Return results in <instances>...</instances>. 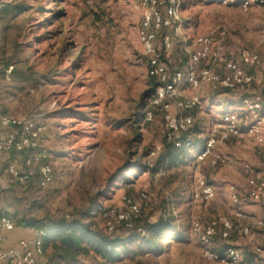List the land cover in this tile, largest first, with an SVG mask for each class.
I'll use <instances>...</instances> for the list:
<instances>
[{"label":"rangeland","instance_id":"1","mask_svg":"<svg viewBox=\"0 0 264 264\" xmlns=\"http://www.w3.org/2000/svg\"><path fill=\"white\" fill-rule=\"evenodd\" d=\"M6 3L23 9L0 12V104L8 115L29 117L44 126L39 152L47 156L53 179L41 189L35 175L24 189L6 178L0 183V210L33 221L79 219L127 244L112 262L90 255L74 264H219L202 257L190 227L194 219L218 218L229 219L231 230L226 239L216 236L211 248L221 253L233 246L243 262L264 264V229L257 225L264 220V210L248 198L247 185V176L264 177V154L250 136L230 137L213 148L227 159L224 163L195 159L213 123L224 114L234 113L241 129L249 125L253 116L244 100L258 98L264 113V7L180 0L183 34L224 31L225 56L250 72L254 81L244 90L199 89L200 105L191 112L193 148L177 153L172 163L165 113L152 109L158 85L148 75L138 39L144 14L139 0H0V7ZM169 31L157 32L158 53L169 69H182L186 58L178 41L169 52L162 48V35ZM241 47L258 54L260 66L248 68ZM211 67L222 70L221 65ZM149 109L153 115L146 121ZM38 163L36 155L35 172ZM196 176L215 188L214 199L206 205L190 201ZM232 185L239 191L237 204L230 199ZM127 200L140 208L131 227L104 216L111 209L127 213ZM95 208L101 211L93 215ZM235 211L242 216L236 217ZM164 220L171 221L184 240L167 235L162 249L141 248L137 228L149 230ZM244 226L250 235L244 234ZM251 238L262 252L251 251ZM50 254L47 250L42 264H61L58 255Z\"/></svg>","mask_w":264,"mask_h":264},{"label":"built area","instance_id":"2","mask_svg":"<svg viewBox=\"0 0 264 264\" xmlns=\"http://www.w3.org/2000/svg\"><path fill=\"white\" fill-rule=\"evenodd\" d=\"M144 8L142 26L138 32L142 54L147 60L148 75L156 80L158 87L153 96L152 109L161 108L166 122V138L175 148L189 150L193 148L194 139L191 135L193 127L192 110L200 105L197 93L203 86L211 90L247 89L254 81V76L247 72L237 62L225 56L226 33L222 30H211L207 34L185 36L182 32V16L180 0H139ZM223 4H237L246 9L248 7H264V0H219ZM162 28H170L161 38V45L165 52H169L175 41L186 58L184 68L169 69L160 58L157 50V32ZM240 57L248 68L260 66L258 54L248 48H240ZM209 64V65H208ZM221 65L222 70L211 66ZM263 85L264 94V82ZM196 91V92H195ZM248 110L252 113V120L245 129H241L234 113H226L213 123L201 148L196 152L195 159L203 161L210 157L212 165L227 161L224 157L213 152L214 146L230 137L242 138L250 136L264 154V113L260 111L259 99L244 100ZM171 107L175 111L170 110ZM147 110L145 120L152 119L153 110ZM44 126L25 116H11L5 113L0 104V183L8 178L10 184H16L24 189L28 188L36 175L37 186L47 187L53 179V169L47 156L39 152L41 136ZM38 152V153H36ZM38 155L36 172L32 169L34 156ZM245 171L250 167L244 165ZM196 188L190 195L193 203L206 205L215 197V188L202 176L195 177ZM248 198L264 210V177L247 176ZM232 203L239 202V191L235 186L229 187ZM146 197L144 193L141 194ZM127 213L111 209L104 216L114 217L125 227H131V219L140 215L137 204L127 200ZM236 217L242 216L235 211ZM257 225L264 229V220ZM14 222L4 212L0 211V264H42L40 258L44 255L43 239L47 231L43 228L32 229L31 235L19 238L14 245L5 247L7 233L14 230ZM191 231L201 245L202 257L219 264H249L241 260L240 252L233 246L224 247L221 253L211 248L216 236L222 239L229 237L231 222L227 218L211 219L201 222L191 220ZM112 230V227H108ZM244 234L251 233L249 227L244 226ZM148 230L137 228V234L146 238ZM251 251L262 252L263 248L250 239ZM61 264H74L61 260Z\"/></svg>","mask_w":264,"mask_h":264},{"label":"trees","instance_id":"3","mask_svg":"<svg viewBox=\"0 0 264 264\" xmlns=\"http://www.w3.org/2000/svg\"><path fill=\"white\" fill-rule=\"evenodd\" d=\"M22 9L23 7L19 4L12 8L11 4L6 3L0 7V12H3V14H9L11 11H20ZM151 81H153V78H151ZM170 145L174 151V156L170 158V162L175 163L179 156L177 153L186 151V149L175 148L172 142ZM99 211L101 210L95 208V213L93 215H96ZM2 212L6 213L12 219L15 226L31 229H45L47 235L43 239L44 254L47 250H50L51 256L58 255L60 259L64 261L76 263L81 257L93 255L102 261L109 263L118 259L124 247L127 245L121 239L97 233L92 229L91 224H86L79 219L71 218L66 220L65 218H62L43 222L41 220H26L22 217L17 218L16 213L10 215L5 211ZM87 215L91 216L90 213ZM148 232L146 238L140 237L136 234V239L140 241L141 248L151 251L162 249V239L167 235L177 242L184 240L182 234L175 229L172 222L169 220L153 224Z\"/></svg>","mask_w":264,"mask_h":264},{"label":"crops","instance_id":"4","mask_svg":"<svg viewBox=\"0 0 264 264\" xmlns=\"http://www.w3.org/2000/svg\"><path fill=\"white\" fill-rule=\"evenodd\" d=\"M31 232H32L31 228L15 226L14 230H12L6 234L7 239L4 243V246L9 247L11 245H14L19 238L30 236ZM43 258H44V255L40 258V262ZM249 264H252V261Z\"/></svg>","mask_w":264,"mask_h":264}]
</instances>
